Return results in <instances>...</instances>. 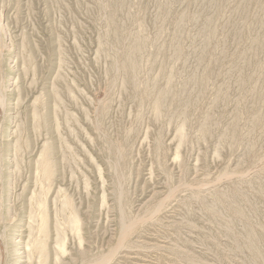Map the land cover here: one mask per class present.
Returning a JSON list of instances; mask_svg holds the SVG:
<instances>
[{"label":"rangeland","instance_id":"1","mask_svg":"<svg viewBox=\"0 0 264 264\" xmlns=\"http://www.w3.org/2000/svg\"><path fill=\"white\" fill-rule=\"evenodd\" d=\"M0 237V264H264V0H0Z\"/></svg>","mask_w":264,"mask_h":264},{"label":"bare ground","instance_id":"2","mask_svg":"<svg viewBox=\"0 0 264 264\" xmlns=\"http://www.w3.org/2000/svg\"><path fill=\"white\" fill-rule=\"evenodd\" d=\"M2 239H1V237H0V241H1ZM0 243H2V241L0 242Z\"/></svg>","mask_w":264,"mask_h":264}]
</instances>
